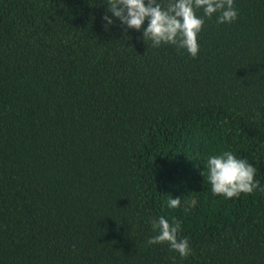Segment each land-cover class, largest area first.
Returning a JSON list of instances; mask_svg holds the SVG:
<instances>
[{
  "label": "trees",
  "instance_id": "trees-1",
  "mask_svg": "<svg viewBox=\"0 0 264 264\" xmlns=\"http://www.w3.org/2000/svg\"><path fill=\"white\" fill-rule=\"evenodd\" d=\"M104 3L0 0V264H264V0L206 18L195 58L105 29ZM224 150L261 187L214 195ZM158 216L190 255L146 243Z\"/></svg>",
  "mask_w": 264,
  "mask_h": 264
},
{
  "label": "clouds",
  "instance_id": "clouds-1",
  "mask_svg": "<svg viewBox=\"0 0 264 264\" xmlns=\"http://www.w3.org/2000/svg\"><path fill=\"white\" fill-rule=\"evenodd\" d=\"M104 6L106 13H110L101 17L105 29L115 23V18L125 26V31H142L143 39L153 47L171 45L193 58L200 50L198 35L206 18L214 16L217 23L224 24L233 22L238 15L234 0H105ZM203 167L201 174L206 171L211 192L225 199L238 198L261 187L255 165L231 150L209 155ZM179 205L180 197L170 196L166 201L168 208ZM149 222L155 235L148 238L147 244L167 243L181 258L191 254L188 237H178L179 221L172 218L170 222L165 216H158Z\"/></svg>",
  "mask_w": 264,
  "mask_h": 264
},
{
  "label": "rangeland",
  "instance_id": "rangeland-1",
  "mask_svg": "<svg viewBox=\"0 0 264 264\" xmlns=\"http://www.w3.org/2000/svg\"><path fill=\"white\" fill-rule=\"evenodd\" d=\"M177 197H180V205L178 206L179 211L183 216H186L189 213L190 209L193 208L195 199L182 198L180 194Z\"/></svg>",
  "mask_w": 264,
  "mask_h": 264
}]
</instances>
